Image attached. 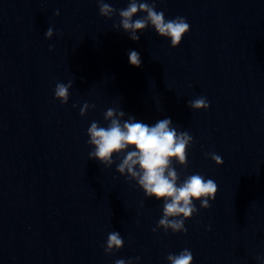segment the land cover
Instances as JSON below:
<instances>
[{"label": "clouds", "instance_id": "1", "mask_svg": "<svg viewBox=\"0 0 264 264\" xmlns=\"http://www.w3.org/2000/svg\"><path fill=\"white\" fill-rule=\"evenodd\" d=\"M98 5L103 17L111 19L118 14L119 24L114 25V28L122 29L133 41H139L137 33L143 32L150 25L160 37L170 40L172 48H176L190 30L189 23L183 17L166 19L163 11L156 10L155 0L152 3L148 0H129L128 6L119 10L104 0H98ZM138 13L146 15L133 19ZM55 14L59 15V10ZM52 36L53 29L49 27L45 37L50 39ZM128 60L133 67L139 68L142 64L140 54L135 50L129 51ZM72 86V81L67 84L57 83L54 98L67 104ZM188 106L197 111L207 110L209 103L201 96L188 101ZM89 107L94 108L95 105L85 103L80 108V115L84 116ZM125 115L121 109L109 108L104 113V120L108 122L106 127L96 121L90 124L87 143L92 146L93 151L89 153V158L98 160L105 167H111L115 163L114 156L120 158L116 171L121 176H126L129 181H136L147 198L164 201L163 215L152 229L153 232L163 229L165 232L171 230L173 234H187L185 221L198 213L195 202H200L202 209H208L211 207L209 201H214L218 192L216 182L199 173L191 174L179 182L180 176L173 162L187 167L188 149L193 143V137L187 131H177L171 118L149 125L132 116L125 120ZM209 155L216 165L223 164L219 155ZM123 246L120 233L112 231L108 234L104 252L106 255L111 254ZM166 259L169 264H193L194 257L186 248L179 254L170 253ZM115 264H125V261L120 259ZM127 264H133L132 260Z\"/></svg>", "mask_w": 264, "mask_h": 264}]
</instances>
